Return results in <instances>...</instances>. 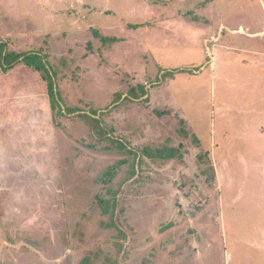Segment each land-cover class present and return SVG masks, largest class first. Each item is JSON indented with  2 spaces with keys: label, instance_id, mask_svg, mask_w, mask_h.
Wrapping results in <instances>:
<instances>
[{
  "label": "rangeland",
  "instance_id": "1",
  "mask_svg": "<svg viewBox=\"0 0 264 264\" xmlns=\"http://www.w3.org/2000/svg\"><path fill=\"white\" fill-rule=\"evenodd\" d=\"M249 35L264 0H0V264H264L262 67L209 68Z\"/></svg>",
  "mask_w": 264,
  "mask_h": 264
},
{
  "label": "crops",
  "instance_id": "2",
  "mask_svg": "<svg viewBox=\"0 0 264 264\" xmlns=\"http://www.w3.org/2000/svg\"><path fill=\"white\" fill-rule=\"evenodd\" d=\"M245 1V0H244ZM161 8L158 10L159 12H162L163 9L166 8L165 5H160ZM238 13H240V16H242V20H240L237 24L235 25H231L228 20L229 18H231L230 16L228 17H224L222 21L218 22L216 21V25L220 24V26L224 25V24H229L230 26H240L243 25L245 27V25L249 24V21H254L255 19L253 18V15H249L247 14V12L245 13V8H241ZM238 13H235L234 16ZM172 14V13H171ZM175 20V19H174ZM176 21V20H175ZM250 38L248 37H241V36H235L234 38H226V40H223L225 43H221L218 45V47H215V49H210L209 51V55L211 57V65L209 66V68H211L212 71L215 72V68L217 66V62L218 59L222 58V56H226V54H229V56H231V52H227L229 51V49L231 50H241V54H245V58L242 59V63H246L247 65H251L253 68L257 67V65H259L260 67H262V73H263V77H251L248 79V81H260L263 85H264V46H261V40L262 38H255L256 36H251L249 35ZM240 43V45L237 44V46L235 45H230V43ZM229 43V44H228ZM239 53V52H238ZM237 55L240 56V53ZM201 54V58L204 57L202 56V52H200ZM202 61V59H201ZM210 61V60H209ZM203 62L200 64L202 65ZM255 65V66H254ZM250 66V67H251ZM218 67V66H217ZM217 71V70H216ZM255 89H256V85H255ZM262 93L264 95V89L262 90ZM262 108V107H261ZM264 108V106H263ZM259 108H257L256 112H259ZM261 113H263L264 115V111H260ZM259 112V113H260ZM260 115V114H259ZM257 117V116H256Z\"/></svg>",
  "mask_w": 264,
  "mask_h": 264
},
{
  "label": "trees",
  "instance_id": "3",
  "mask_svg": "<svg viewBox=\"0 0 264 264\" xmlns=\"http://www.w3.org/2000/svg\"><path fill=\"white\" fill-rule=\"evenodd\" d=\"M104 41H105V39H104ZM6 58H7V56L0 55V61L2 62L4 69L7 71V70L13 68L17 64L18 60H14L13 62L7 64ZM24 60L27 61V64H30V66H34L37 71H45L48 74V70L46 69L45 64L40 65L38 62H34V61L31 62L32 57H30V55L25 56ZM28 61H29V63H28ZM185 72H187V71L177 69V70H174L172 72L165 73V74H175V73H185ZM48 76H50V75L48 74ZM49 82H50L49 83V95L51 96V101H52L53 107L56 109L57 106L59 107V105H58L59 104L58 103V92L56 91V87L54 86V82L51 80ZM149 157H152V156L149 155ZM158 157L161 159H164V160L165 159L166 160H173L176 158H181V156L178 155L177 149H170L167 152L159 150L158 151Z\"/></svg>",
  "mask_w": 264,
  "mask_h": 264
}]
</instances>
